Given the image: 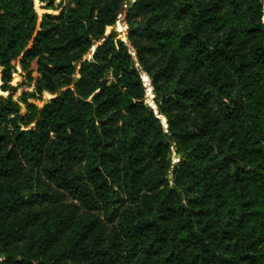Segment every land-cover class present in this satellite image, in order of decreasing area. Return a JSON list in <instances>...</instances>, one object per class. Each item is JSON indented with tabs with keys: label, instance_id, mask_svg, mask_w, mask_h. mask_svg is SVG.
Masks as SVG:
<instances>
[{
	"label": "trees",
	"instance_id": "obj_1",
	"mask_svg": "<svg viewBox=\"0 0 264 264\" xmlns=\"http://www.w3.org/2000/svg\"><path fill=\"white\" fill-rule=\"evenodd\" d=\"M39 1L0 0V264H264V0Z\"/></svg>",
	"mask_w": 264,
	"mask_h": 264
},
{
	"label": "rangeland",
	"instance_id": "obj_2",
	"mask_svg": "<svg viewBox=\"0 0 264 264\" xmlns=\"http://www.w3.org/2000/svg\"><path fill=\"white\" fill-rule=\"evenodd\" d=\"M71 1L72 0H55V7L57 9H62L64 7L69 6L71 4ZM44 6H45L44 3H41L39 0H35V10H36L40 20H41L43 14H45V13H50V14H57L58 13V12L53 11L52 9H44ZM124 19H125V13L120 15V20H119V22L117 24V27H116L118 31L123 32V33H125L126 30L129 28L128 25L125 23ZM110 31H111V29H109V30L107 29V33H110ZM119 38H120V35H119ZM122 39H126L125 36H123ZM38 76L39 75L37 73L33 74V77H35V78H37ZM1 84L2 83H1V80H0V85ZM23 84H25V85H23ZM11 85L12 86H19V87H21L23 85L20 88V90L17 93V95L15 96V99H18V97L21 95V92L24 89H28L30 91L33 90V86H31V87L27 86L26 80H25V74H24V72L22 71V69H21V67L19 65L17 66V72L13 74V79H12ZM0 94L2 96H4V97H7V93H3L1 90H0ZM152 94H153L152 96L155 95L153 92H152ZM152 96H150V97H152ZM50 98H52V96L50 94L46 93L45 94V100H49ZM152 102H154V101L151 100V105L154 107ZM173 152H175V150H173ZM179 158H181L180 155L175 153L173 155V162L177 163L179 161Z\"/></svg>",
	"mask_w": 264,
	"mask_h": 264
},
{
	"label": "water",
	"instance_id": "obj_3",
	"mask_svg": "<svg viewBox=\"0 0 264 264\" xmlns=\"http://www.w3.org/2000/svg\"><path fill=\"white\" fill-rule=\"evenodd\" d=\"M135 1H136V0H128V2L131 4V6L134 5ZM116 27H117V25L113 26L112 29H111V31H110V33H112V32H117V33L120 35V38H121V39L123 38V36H125L126 39H123V40L127 43V45L129 46V48L132 49V44H131V42H130L129 40H127L128 29L126 30L125 33H123V32L118 31ZM110 33H107V35L110 34ZM93 52H94V51L91 50V51L89 52V55L86 57V59H90V58H92V56H93ZM133 55L135 56V52H134ZM143 75H146V74L143 73ZM142 78H143V76H142ZM78 79H79V77L77 76V77L75 78V82H76ZM143 81H144V79H143ZM150 84H151V82H150ZM151 91L154 93V88H153L152 85H151ZM154 99H155V95L152 96V97L146 95V101H145V104H146L147 106L151 107L152 109H154L155 114L158 116L159 119H162V117L164 118V120H162V121H163V124H164L165 128L167 129L166 132L169 133V131H168L167 119H166L164 116H160V115H159V112H158V108H157V106H156V108H153V107L151 106V104H150V100H153V101H154ZM45 101H48V100H45ZM180 160H181V158H179V161H180ZM179 161H178V162H179ZM175 164H176V163H174V165H175ZM172 177H173L172 174H170V178H172Z\"/></svg>",
	"mask_w": 264,
	"mask_h": 264
},
{
	"label": "bare ground",
	"instance_id": "obj_4",
	"mask_svg": "<svg viewBox=\"0 0 264 264\" xmlns=\"http://www.w3.org/2000/svg\"><path fill=\"white\" fill-rule=\"evenodd\" d=\"M149 78H150V77H149ZM150 85H151V84H150ZM146 88H147V87H146ZM152 103H153V105H154V108H156V107H155V103H154V102H152ZM152 107H153V106H152Z\"/></svg>",
	"mask_w": 264,
	"mask_h": 264
},
{
	"label": "built area",
	"instance_id": "obj_5",
	"mask_svg": "<svg viewBox=\"0 0 264 264\" xmlns=\"http://www.w3.org/2000/svg\"><path fill=\"white\" fill-rule=\"evenodd\" d=\"M146 86V85H145Z\"/></svg>",
	"mask_w": 264,
	"mask_h": 264
}]
</instances>
